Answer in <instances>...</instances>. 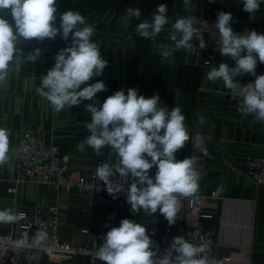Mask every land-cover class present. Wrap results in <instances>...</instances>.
Listing matches in <instances>:
<instances>
[{"label":"crops","instance_id":"obj_1","mask_svg":"<svg viewBox=\"0 0 264 264\" xmlns=\"http://www.w3.org/2000/svg\"><path fill=\"white\" fill-rule=\"evenodd\" d=\"M160 3L168 6L170 24L157 40L170 43L164 37L171 29V22L187 14L182 0H57L59 13L69 9L79 11L87 22L95 24L92 39L98 42L101 55L108 61L103 75L89 81L103 80L106 84L107 91L97 94L99 101L103 102L116 90L135 87L146 97L158 93L161 105L168 106L169 110L176 106L182 108L189 140L176 156L180 160L196 159L194 167L200 181L195 194L206 195L202 212L211 216L202 217L190 207L189 197H181L176 220L186 226L214 232L220 257L239 253L250 257L254 264H264V189L241 168L249 155L264 156V124L237 111L231 92L222 82L212 83L206 78L210 67L222 61L234 66V61L212 50H199L187 57L181 49L172 54L169 62L162 59L150 41L135 35L139 21L133 19L127 27L122 24L121 17L128 6L139 7L142 17L150 19ZM193 4L196 10L191 15L215 18L219 11L230 12L233 21L257 25L264 30V4L254 20L243 11L241 0H215L214 3L193 0ZM128 34H132V40L126 39ZM62 40L58 35L54 40L43 42H18L25 53L41 48L42 56L36 63L24 64L19 73L10 72L6 85L0 87V127L11 132L10 161L0 167V209L15 208L26 213L24 220L0 225V233L18 231L21 223L31 221L37 203L58 208L60 235L76 245L90 240L83 231L85 228L100 230L111 220L119 224L121 219H132L147 230L153 227L155 219L161 223L167 221L159 212L150 214L141 210L132 214L125 200L97 205L88 211L85 193L51 184L28 181L19 186L17 193L10 191L20 138L24 132H35L38 127L40 137L47 143L56 141L59 144L61 153L69 158L71 170L79 177H88L99 158L110 159L107 149L100 156L94 155L87 146L85 152L77 149L79 141L90 134L85 124L91 121V114L86 112L83 103L57 113L35 92L40 86V77L51 68L49 57L54 43ZM256 71L264 72V64L258 63ZM197 113L206 117L205 124H199ZM197 133L204 137L203 143L197 140ZM155 171L151 169L150 174L154 175ZM213 191L219 192L221 198L211 197ZM92 261L93 258L86 255L62 260L43 256L45 264H92ZM240 262L242 259L234 260L236 264Z\"/></svg>","mask_w":264,"mask_h":264},{"label":"clouds","instance_id":"obj_2","mask_svg":"<svg viewBox=\"0 0 264 264\" xmlns=\"http://www.w3.org/2000/svg\"><path fill=\"white\" fill-rule=\"evenodd\" d=\"M214 3L215 0H209ZM243 11L255 19L264 0H241ZM186 15L171 22V29L164 37L170 43H160L157 38L170 24L168 6L160 3L150 14L142 17L139 7L128 6L122 24L127 27L135 19V35L148 40L164 60L171 62L173 53L192 49L196 37L199 48L206 50L202 34H195L196 10L193 0H182ZM57 19L59 24L57 25ZM232 13L219 11L215 28L218 30L219 53L234 61V66L219 62L210 67L206 78L212 83L222 82L231 93L239 96L243 103L242 115L252 116L264 124V74H257L258 63L264 64V33L255 30L235 32L231 26ZM95 28L86 23L79 11L71 9L59 13L57 0H0V87L6 85L10 72L19 73L24 64L36 63L42 49L34 48L25 53L18 42L46 39L54 40L58 35L70 43L55 55L54 65L40 77V86L35 89L38 96L47 100L54 112L79 106L82 103L91 121L85 124L90 133L79 141L77 149L85 152L86 146L94 155L100 156L105 149L110 159L97 165L96 177L102 181L110 194L124 192L122 184H114L112 178L119 176L130 184L126 196L132 214L141 210L155 214L159 212L168 223L174 224L181 207V197H191L198 192L200 175L195 170L196 159H177V152L189 140L186 117L180 106L169 110L162 106L160 96L139 94L130 87L116 90L103 102L97 94L107 91L103 80L89 83L101 77L108 61L101 55L98 42L92 39ZM126 39L132 40V34ZM244 74L255 77L254 81L241 84L237 77ZM89 101L90 103H84ZM199 124L206 117L197 113ZM11 132L0 127V167L9 163V137ZM197 140L204 137L197 133ZM204 155L208 153L205 150ZM114 156V160L111 157ZM155 168V174L150 170ZM26 218V213L15 208L0 209V225H9ZM48 239V233L37 230L32 237V246L39 247ZM103 243L93 252L92 264H216L210 260L206 245L197 246L183 236H176L163 252L153 248V241L144 225L132 219H121L102 237ZM17 246H24L17 241ZM32 259V257H28Z\"/></svg>","mask_w":264,"mask_h":264},{"label":"built area","instance_id":"obj_3","mask_svg":"<svg viewBox=\"0 0 264 264\" xmlns=\"http://www.w3.org/2000/svg\"><path fill=\"white\" fill-rule=\"evenodd\" d=\"M196 17L194 22L195 34L203 35L207 44L206 50L219 52L218 30L215 28L216 19L211 17ZM87 24L95 26L94 23ZM231 26L235 32H244L245 30H255L258 33H264L262 27L232 21ZM69 41H58L54 43L49 57L51 67L54 65L56 53L70 43ZM192 49L184 50L187 57L194 55L199 48V41L196 37L192 40ZM256 73L264 74L262 71ZM241 84H247L254 81L255 77L244 74L237 78ZM234 101L235 109L242 112L243 103L239 96L230 93ZM40 127L35 132H24L17 146L18 158L13 167L11 180L13 185L10 191L17 193L19 186L24 182H35L51 184L56 188H65L67 190H77L85 193L87 200V210L91 211L97 205L107 203H117L121 200L127 201L126 192L134 181L129 178L124 183L119 176L113 177L114 184H122L123 191L116 194H110L105 184L100 181L95 170L98 164L107 162L109 158H99L94 167L90 170L88 177L82 178L76 175L70 168L69 158L61 153L60 146L56 141L47 143L39 132ZM114 160V159H113ZM243 171L261 188L264 189V156L249 155L241 164ZM211 197L221 198L217 191L210 194ZM204 194H194L189 197V205L192 209L198 211L202 217L211 215L203 213ZM34 218L31 221H25L19 225L18 231L10 233H0V264H45L43 256L51 260H62L73 255H86L93 258L95 249L103 243L102 237L112 226L119 224L113 220L107 222L100 230L85 228L83 231L89 236L90 240L84 245H76L74 242L63 239L59 232V211L55 206H48L37 203L34 209ZM37 230H43L48 233V239L39 247L32 246V237ZM153 241V248H158L163 254L168 248L173 238L183 236L189 239L197 246L206 245L205 254L209 259H214L216 264H236L234 260L242 259L238 264H254L250 257L239 253H232L220 257L217 253L218 240L212 231L197 229L186 226L179 221L169 224L168 221L162 222L154 220L152 228L147 230ZM17 241H23L24 246L18 247ZM32 257V259H28Z\"/></svg>","mask_w":264,"mask_h":264}]
</instances>
